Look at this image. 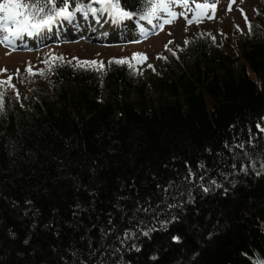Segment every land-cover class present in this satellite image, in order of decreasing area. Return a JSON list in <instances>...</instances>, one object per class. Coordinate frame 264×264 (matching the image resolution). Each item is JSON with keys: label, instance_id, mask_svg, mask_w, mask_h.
<instances>
[{"label": "trees", "instance_id": "trees-1", "mask_svg": "<svg viewBox=\"0 0 264 264\" xmlns=\"http://www.w3.org/2000/svg\"><path fill=\"white\" fill-rule=\"evenodd\" d=\"M166 58L64 62L4 105L0 264H264V1L244 40Z\"/></svg>", "mask_w": 264, "mask_h": 264}, {"label": "rangeland", "instance_id": "rangeland-1", "mask_svg": "<svg viewBox=\"0 0 264 264\" xmlns=\"http://www.w3.org/2000/svg\"><path fill=\"white\" fill-rule=\"evenodd\" d=\"M264 0H236L232 4V11H227L230 0H210L216 3L215 19H205L203 23L187 26L183 18L178 19L171 25H165L162 31L153 32L151 26L147 23H141L149 29L147 37L143 36L136 26H127L125 24L114 25L107 16L100 18L99 23L96 18L91 16L87 20L81 15H77L76 20L69 24L65 23L60 29H54L52 33L46 34L40 38H26L22 42H17L13 47L0 45V81L12 77L11 83L15 85L16 91L8 89L4 96V105L12 100L21 107L24 103L25 83L30 76L26 68L30 64L34 71L44 70L48 67L43 61L50 56H60L64 62L71 61L76 63L74 58L81 61H103L105 68L110 60L131 58L136 53L146 54L147 60L137 65L138 76H148L161 73V61L157 57H166L173 51L182 50L187 43L196 36L206 37L215 46L223 47L232 43L235 39H245L247 37V23L254 13L255 7ZM205 0H195V3H202ZM195 3L190 0L189 7L195 8ZM99 7V5H95ZM243 10V13L241 12ZM177 12L182 11L180 7L174 9ZM189 18L192 13H188ZM247 16V22L244 16ZM166 18V17H165ZM162 21H154L158 23ZM238 26V27H237ZM211 34V35H209ZM215 37V41L211 38ZM171 42V43H170ZM165 45L172 51L166 50ZM133 63H135L133 61ZM152 65L155 69L149 68ZM6 69L7 71H2ZM240 70V64L235 66ZM19 70V75H17ZM38 75L31 77L36 80ZM7 88V85H5ZM17 91L19 98H17ZM148 95L154 98L151 92ZM106 99L101 96V101Z\"/></svg>", "mask_w": 264, "mask_h": 264}, {"label": "snow or ice", "instance_id": "snow-or-ice-1", "mask_svg": "<svg viewBox=\"0 0 264 264\" xmlns=\"http://www.w3.org/2000/svg\"><path fill=\"white\" fill-rule=\"evenodd\" d=\"M195 3V0H192ZM190 0H138L139 10H128L122 5V0H92V4L99 5V7H93L92 4H86L84 0H0V45L7 47H13L17 42H22L26 38H40L46 34H50L54 29H60L65 23H73L77 14H80L84 20H87L89 16L96 18V22L99 23L100 18L107 16L110 22L114 25L125 24L127 21H134L137 25V30L145 37L149 34V29L146 28L141 21L151 26V30L162 31L165 25H171L178 19L183 18L187 26L192 24L203 23L205 19L214 20L216 12V3L205 0L202 3H195V8L189 7ZM236 0H230V5L227 11H232V4H235ZM176 7L183 9L180 12L175 11ZM192 13V17L189 18L188 13ZM243 13V10L241 9ZM166 17V18H165ZM247 22V16H244ZM154 21H162L154 23ZM238 27V26H237ZM252 25L248 24V29L251 31ZM211 35V34H209ZM215 41V37H211ZM171 43V42H170ZM188 43V41H185ZM166 50L171 52L172 50L165 45ZM174 55V53H173ZM158 59H167L166 57L159 56ZM76 63L74 67L92 70L104 74L105 64L103 61H81L78 58H74ZM147 60L146 54L136 53L131 58L113 59L108 63L126 65L129 69L133 70L134 74L138 73L137 65L143 64ZM133 61L135 63H133ZM48 65V73L53 71L54 67L62 66L64 58L60 56H50L43 61ZM71 64V61L67 62ZM155 71L152 65H148ZM2 71H7L6 69ZM26 72L30 77L40 75L46 76L44 70L34 71L33 67L29 64L26 68ZM19 75V70H17ZM12 77L7 80L0 81V114L4 112V96L7 90L10 88L16 91L15 85L11 83ZM7 85V88L5 87ZM17 98H19V92L17 91ZM260 132L264 133V127L257 126ZM251 141H249L250 143ZM237 147L243 148V144L237 145ZM254 166V165H253ZM264 166V165H262ZM246 171V168H242ZM189 170V176H191ZM188 179V177H186ZM202 179V177H201ZM212 183H215L213 181ZM209 189L204 188L203 191L207 192ZM167 191V189H165ZM145 212L149 209H137ZM111 223V221H109ZM146 234V233H145ZM129 235V233H125ZM178 239V238H174Z\"/></svg>", "mask_w": 264, "mask_h": 264}]
</instances>
